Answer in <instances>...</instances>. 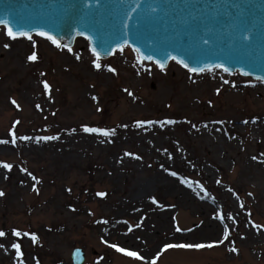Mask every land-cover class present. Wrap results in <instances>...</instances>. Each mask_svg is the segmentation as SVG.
Listing matches in <instances>:
<instances>
[{
  "label": "rangeland",
  "instance_id": "1",
  "mask_svg": "<svg viewBox=\"0 0 264 264\" xmlns=\"http://www.w3.org/2000/svg\"><path fill=\"white\" fill-rule=\"evenodd\" d=\"M71 49L0 27V264H264V83Z\"/></svg>",
  "mask_w": 264,
  "mask_h": 264
},
{
  "label": "water",
  "instance_id": "2",
  "mask_svg": "<svg viewBox=\"0 0 264 264\" xmlns=\"http://www.w3.org/2000/svg\"><path fill=\"white\" fill-rule=\"evenodd\" d=\"M137 2L0 0V20L8 21L0 27L32 36L48 32L70 48L85 39L103 60L129 46L140 49V58L153 57L145 62L159 60L165 68L176 56L189 68H227L264 82V0H140L132 11ZM241 35L249 39L241 40ZM72 258L74 264H83L85 252L75 248Z\"/></svg>",
  "mask_w": 264,
  "mask_h": 264
},
{
  "label": "snow or ice",
  "instance_id": "3",
  "mask_svg": "<svg viewBox=\"0 0 264 264\" xmlns=\"http://www.w3.org/2000/svg\"><path fill=\"white\" fill-rule=\"evenodd\" d=\"M139 7H140V0H138V2L134 5V7L131 10L132 11H136ZM155 10L156 9H152V11H155ZM7 23H8L7 20H0V24H7ZM77 34L78 35H85V33L82 32V31H78ZM7 35L11 39H13V40L17 39L18 37H26L29 40L32 39V35L29 32H26V31H14L12 27H8L7 28ZM38 35H40L42 37H46L53 44H55L58 48L59 47H68L67 45H62L61 42L56 38V36H54V35H52V34H50L48 32L41 31V32L38 33ZM240 38H241V40H247V39H249V37H246L244 35H241ZM88 39H91V37H88ZM201 42L204 43V44H207L208 43V41L207 40H204L203 38H201ZM8 46L9 45H7V44L5 45V47H8ZM68 50L69 51H72V49L70 47H68ZM92 51L99 58V53L96 52L95 47H93ZM120 51H123V47H121ZM135 51L139 52L140 49L137 48V49H135ZM28 59L31 60V61H35L37 59V56H36L35 53H33L31 56L28 57ZM77 59H79V57H77ZM152 59H153L152 56H143V54H141V60L142 61L143 60H152ZM171 59L172 60H176L178 63L182 64L185 68H189L188 63H186L183 59H178V57H176V56H171ZM156 63L160 66V68L162 70L165 68V64L162 63L161 61L157 60ZM95 67L97 69H100L101 68V64L98 62V60H97V62H95ZM219 67H223V66L222 65H219ZM109 70L112 71V72H115L116 71L114 68H110ZM224 70L225 71H228L227 68H225ZM189 71H191V72H200V71H204V69L189 68ZM245 75H248V73H245ZM44 86H45L46 89L49 87L48 84H47V82H45ZM12 102L14 104L16 103L15 100H13ZM17 107H19V105H17ZM143 123L144 122H139V126L142 127L143 126ZM167 123L171 124V123H175V121H171L170 120V121H167ZM245 123H247V122H245ZM83 130L85 132H87V133H97V134H101V135H103L105 137H110V136H112V135L115 134V130L114 129L107 130V129L92 128V127H86L85 126ZM12 137H13L12 138V143L15 144L16 143V135H15V132L12 133ZM21 139L22 140H31L33 138L32 137L24 136V137H21ZM56 139H58L57 136H42V137L37 138L36 142L39 143L41 140L47 141V140H56ZM7 143H8V141L0 140V144H7ZM129 155H131V154H129ZM253 159H255V157ZM2 167H4L5 169H8V170H11L12 165L11 164H8V163H4V164H2ZM25 171H27V169H25ZM171 174L173 176H176L177 175V173H175V172H173ZM29 175H31V173H29ZM32 179L35 180L36 177L33 176ZM3 195H4V193L3 192H0V196H3ZM98 195H101L102 196V195H104V193H98ZM153 202L154 203L156 202L154 198H153ZM219 219L221 221L224 220L225 219L224 215H220ZM105 223H107V222L105 221ZM176 230L177 231H181V229L179 227H177ZM14 235L17 236V237H20L22 235V233L20 231H14ZM24 235H28V234L27 233H24ZM3 236H5V233L3 231H0V237H3ZM31 239H32L33 242H35V241L38 240V237L35 236V235H32L31 236ZM224 239L227 240L228 239V235H225L224 236ZM0 247H2V245H0ZM12 247L16 249V251H17L18 254H21L22 255V253H20L21 245L19 243L13 244ZM111 247L116 248L117 251L123 252L127 256H129V257H132V258H135V259H138V260H143L144 259V257L141 256L138 252H135V251H126L124 248L118 247L115 244L111 245ZM205 247L211 248V247H213V245L212 244L205 245L203 243H194V244H192V243H189V244H171V243H169V244H166L165 245V250H167V249H173V248H187V249H193V248H195V249H203ZM232 250L235 251V249H232ZM153 264H156V262L153 261Z\"/></svg>",
  "mask_w": 264,
  "mask_h": 264
},
{
  "label": "bare ground",
  "instance_id": "4",
  "mask_svg": "<svg viewBox=\"0 0 264 264\" xmlns=\"http://www.w3.org/2000/svg\"><path fill=\"white\" fill-rule=\"evenodd\" d=\"M79 40V39H78ZM179 66V65H178ZM210 126H211V123H210ZM209 125L207 126V127H210ZM201 206H203V207H205L206 206V204L205 203H201ZM166 225H167V222H163L158 228L159 229H161V228H165L166 227ZM156 252V250L154 251V253ZM153 253V254H154Z\"/></svg>",
  "mask_w": 264,
  "mask_h": 264
}]
</instances>
